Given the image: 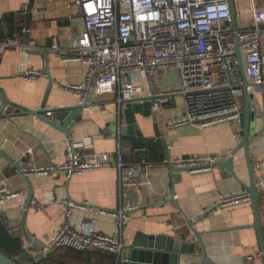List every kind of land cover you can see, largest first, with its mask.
<instances>
[{
	"label": "crops",
	"instance_id": "1",
	"mask_svg": "<svg viewBox=\"0 0 264 264\" xmlns=\"http://www.w3.org/2000/svg\"><path fill=\"white\" fill-rule=\"evenodd\" d=\"M75 1L34 0L31 10V47L50 52L49 73L52 85L49 90L46 76L36 80L23 76L26 68L45 66L42 56L27 52L23 46L24 35L11 40L23 48L9 46L0 53V87L11 101L30 110L44 107L52 110L81 102L77 95L65 91L64 86L80 84L83 80V67L77 60L63 61L60 54L49 49L54 35L58 36L63 47L80 37L83 20ZM28 3L29 0H0V23L4 25L7 14L20 12L26 21ZM235 7L238 27L251 26L255 19L264 26V0H235ZM23 32L25 33V23ZM262 49L264 51V40ZM243 64L245 66L244 57ZM44 69L47 75V70L45 67ZM158 70L167 73L163 69ZM177 84L178 82L169 86L165 82L159 85L168 89L176 88ZM255 95L261 114L262 131L259 137L252 138L250 142L252 158L263 161V166L255 173V177L260 192L259 211L264 234V94ZM90 102L94 105L86 109L82 118L74 122L71 128L72 145L62 132L38 117L20 114L0 119V148L23 171L29 165L64 163L68 146H72L76 153L88 157L120 152L125 164L140 165L143 161L147 162L144 157L140 161H124L125 155H131L133 144H123L114 135L113 125L119 114L113 97L92 95ZM240 103L243 107L244 96L240 98ZM176 104L180 105L181 110L168 111ZM2 107L0 96V111ZM184 114L185 106L181 96H176L171 104L159 110V125L168 141L173 163L182 158L207 157L224 161L239 145L242 138L240 120L207 127L197 124L174 128L167 126L168 121ZM137 120L145 136L155 135L150 118L138 115ZM150 164L152 167L149 174L143 172L140 177L142 185L124 187L122 190L120 172L115 162L110 167H95L70 177L61 172L29 175L35 199L27 209L28 193L23 176L14 164L0 156V186H6L15 193L21 192V195L0 205V220L14 235L22 238L27 254L38 259L41 254L33 242L42 246L48 244L51 236L65 222L68 202L77 204L71 209L72 226L81 230L93 224L96 231L111 234L119 229L115 214L121 202L137 201L141 203V208L128 214L123 227L125 246L131 243L139 231L182 236L189 242L195 241V233L186 220L187 216L200 233L205 252L217 264H264L254 227L251 200L226 207L214 206L219 196L246 191L242 184H248L249 174L243 150L235 155L236 178L225 168L212 166L206 170L172 172L165 157L164 163ZM22 205L24 208H21ZM96 250L99 249L76 253L67 248L59 249L49 255V263L107 264ZM123 256H127L125 248ZM179 264L201 262L184 257Z\"/></svg>",
	"mask_w": 264,
	"mask_h": 264
},
{
	"label": "built area",
	"instance_id": "2",
	"mask_svg": "<svg viewBox=\"0 0 264 264\" xmlns=\"http://www.w3.org/2000/svg\"><path fill=\"white\" fill-rule=\"evenodd\" d=\"M75 3L83 20L80 37L63 47L54 35L49 49L60 54L63 61L77 60L83 67L82 82L64 86L65 91L77 95L82 103L90 102L92 95L112 96L120 115L129 102L145 96L154 97L152 109L157 112L181 96L185 114L168 121L169 128L239 122L243 75L236 54L237 39L242 43L244 70L253 85L252 92L264 94V26L255 19L251 26L235 29L229 0H76ZM9 46L23 48L24 45L0 40V53ZM44 67L26 68L23 76L29 80L46 76ZM158 69L176 72L177 87L162 88L155 77ZM52 114V111L46 113ZM66 151L64 163L29 165L24 172L27 175L61 172L70 177L91 168L110 167L115 162L122 190L142 185L141 175L143 172L148 175L152 167L145 161L140 165L125 164L120 152L88 157L76 153L72 146ZM216 161L210 157L182 158L174 164L211 166ZM262 166L261 159L252 158L255 173ZM20 193L0 186V205ZM250 200L247 191L232 193L219 196L214 206L226 207ZM76 206L75 202L67 203L65 222L51 236L44 253L64 248L79 252L99 249L116 253L118 260L125 248L123 227L128 214L141 208V203L121 202L115 214L119 229L111 234L96 231L93 224L81 230L72 226L71 209Z\"/></svg>",
	"mask_w": 264,
	"mask_h": 264
},
{
	"label": "water",
	"instance_id": "3",
	"mask_svg": "<svg viewBox=\"0 0 264 264\" xmlns=\"http://www.w3.org/2000/svg\"><path fill=\"white\" fill-rule=\"evenodd\" d=\"M231 17L233 26L238 28L236 22L237 11L235 7V0H229ZM34 0H29L25 21V33H24V46L27 52L35 53L43 57L44 65L47 70V79L49 81L48 90L52 85V78L49 73V55L48 50L37 48L32 49L30 44V25L32 20V8ZM241 42L236 40V54L241 66L243 75V96L244 105L240 115V126L242 128V138L239 145L232 151V154L224 161H217L211 164L212 167H222L229 171V173L236 178L234 170L235 155L238 151L243 150L246 166L249 174L248 184H242L243 188L248 192L251 198L255 224L254 227L257 230L258 240L262 256L264 259V234L261 225V217L259 211V196L260 192L256 183L255 172L252 167V155H251V142L252 138L259 137L261 134V114L259 104L256 101V95L252 92V84L249 82L243 64V57L241 53ZM0 96L2 99L3 107L0 111V119L12 118L13 116L26 114L38 117L52 128L62 132L68 139V143L72 145V131L71 128L74 122L79 121L86 109L92 107L94 104L91 102H78L70 106H63L52 110L44 108H38L30 110L20 104H17L9 99L4 89L0 87ZM153 96H145L139 100L129 102L123 109V112L117 116L114 126V135L123 144H144L148 142H161L164 150L165 162L170 171H195L201 169H207L209 164L188 166V167H175L171 160L169 151V144L165 137L164 132L161 130L158 120L157 111L152 109ZM47 111H52V116H47ZM140 115L144 118H150L153 122L154 136L148 137L144 135L143 129L137 120V116ZM0 156L7 159L14 164L18 172L23 176L26 182V190L28 193L26 208L29 209L31 203L35 199V190L33 188L30 176L27 175L20 166L11 160L7 154L0 148ZM186 220L189 226L195 233V241H187L182 236H170L164 234H148L139 231L135 234L130 244L125 246L127 250L126 258L122 255L116 261V264H179L182 259L193 258L194 261L201 262V264H217L213 261L205 252L203 241L200 233L195 229V225L191 222L187 216ZM33 245L39 250L41 257L44 256V247L36 242ZM0 264H18L15 260L5 255L0 250Z\"/></svg>",
	"mask_w": 264,
	"mask_h": 264
},
{
	"label": "trees",
	"instance_id": "4",
	"mask_svg": "<svg viewBox=\"0 0 264 264\" xmlns=\"http://www.w3.org/2000/svg\"><path fill=\"white\" fill-rule=\"evenodd\" d=\"M25 17L20 13H11L5 16L4 25L0 23V40H15L16 37L24 35ZM145 158L147 163H164V152L161 142H148L144 144H133L131 155L123 157L125 162L140 161ZM68 250L80 253L76 250ZM0 250L15 260L18 264H50L49 255L35 258L27 254L21 237L14 235L10 229L0 220ZM107 264H116L117 254L114 252L96 250ZM66 264V263H60Z\"/></svg>",
	"mask_w": 264,
	"mask_h": 264
},
{
	"label": "rangeland",
	"instance_id": "5",
	"mask_svg": "<svg viewBox=\"0 0 264 264\" xmlns=\"http://www.w3.org/2000/svg\"><path fill=\"white\" fill-rule=\"evenodd\" d=\"M155 77L159 84L167 82L169 86L170 85L174 86L178 82V75L176 72L163 73V72H159L158 70L155 73ZM177 110H181V107L179 104H176V106L170 107L168 109V111H177ZM157 114L159 115V111L157 112Z\"/></svg>",
	"mask_w": 264,
	"mask_h": 264
}]
</instances>
